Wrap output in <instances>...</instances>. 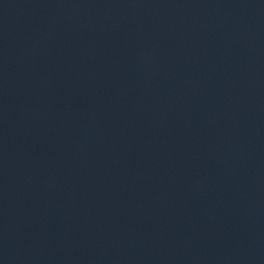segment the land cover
<instances>
[{"label":"water","instance_id":"water-1","mask_svg":"<svg viewBox=\"0 0 264 264\" xmlns=\"http://www.w3.org/2000/svg\"><path fill=\"white\" fill-rule=\"evenodd\" d=\"M0 264H264V0H0Z\"/></svg>","mask_w":264,"mask_h":264}]
</instances>
